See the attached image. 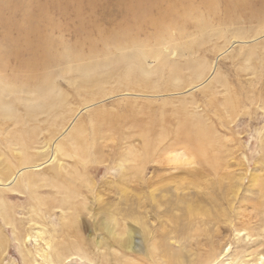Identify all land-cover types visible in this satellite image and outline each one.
<instances>
[{"label":"rangeland","instance_id":"1","mask_svg":"<svg viewBox=\"0 0 264 264\" xmlns=\"http://www.w3.org/2000/svg\"><path fill=\"white\" fill-rule=\"evenodd\" d=\"M211 6L0 0V74L15 70L18 93L40 107L20 101L18 123L0 120V139L38 142L10 159V142L0 140V168L40 174L0 195V264H25L24 252L27 264H168L163 250L182 264H264V0ZM164 22L176 23L160 32ZM82 67L106 78L79 88ZM185 113L202 120L205 168L185 140H173ZM74 129L83 157L67 142ZM57 143L71 155L57 159L73 179L71 197L49 192L56 159L36 155ZM185 201L203 211L174 232Z\"/></svg>","mask_w":264,"mask_h":264},{"label":"bare ground","instance_id":"2","mask_svg":"<svg viewBox=\"0 0 264 264\" xmlns=\"http://www.w3.org/2000/svg\"><path fill=\"white\" fill-rule=\"evenodd\" d=\"M203 3H205L206 5H209V7H212L211 6L212 0H203ZM191 6L189 8H191ZM175 23H172V22H164L161 25V30L159 29L160 32L162 30H164V31L167 30V28H169L171 25H173ZM158 34H160V33H158ZM165 34H166V32H165ZM43 36H45V35H43ZM46 37H47V35H46ZM162 38H163V36H162ZM133 39H131V41L135 42ZM36 45H38V44H36ZM49 49L50 48H48L47 52L45 50V54H49V51H50ZM70 51H65L60 56L63 57V58H66L68 56L69 57H71V56L72 57H79V54L75 55L74 53H71L72 51L71 52ZM50 53H52V52L50 51ZM45 54H44V56L47 57V55H45ZM130 58L131 57H129V55H126V56L125 55H122V56L120 55L118 61L120 63H126L128 61L130 62ZM189 64H191V61L189 62ZM44 65H45V63H44ZM114 65H116V64H114ZM0 67H1V64H0ZM126 68H127L126 69V72H125V75L126 76H127V74L132 75V74L135 73V68L132 67L131 62L128 65H126ZM141 68H142V66H141ZM95 69H96L95 67H93V68L92 67H89V68L82 67V68L79 69V72L80 73H78V74H80V78L75 81V83L78 85L79 88L84 89V88H87L89 85H93V84L94 85H98V83L100 81H102L104 78H106V77L100 76V75L96 76L95 73H94V70ZM106 74H108V72ZM17 75L18 74L15 72V70L13 71V69L11 71H9V73L7 75H4L3 76V75L0 74V120L2 121L1 122V125L2 124L3 125L5 124L7 126V124L9 122L8 121H5V119L13 120V121H15V122L18 123L20 121V117L17 115V112H16V109H18L17 108L18 103L20 101H22L23 104L26 103V99L24 97H22L18 93V87H17V79H18L17 77L18 76ZM107 77H108V75H107ZM46 89L47 90H50L47 87H46ZM39 90H40V88H39ZM39 90H37V91H39ZM19 92H21V91H19ZM39 92H42V94L44 95V98L46 100H48V99L51 100V99H53L55 97V96H50L52 91L47 96H46L47 91L45 92L43 90H40ZM26 93L27 92H24V94H26ZM31 97H33V95ZM50 100H49V102H50ZM44 101L45 100L43 99L42 103H45ZM26 104H27V106L25 104L24 105L27 107L28 110H30V109L32 110L33 109L32 108L33 105H35L34 107H37L36 106V103H33V101H32V103L29 102V105H28V101H27ZM38 104H40V103H38ZM38 106H40V105H38ZM37 108H40V107H37ZM26 112L29 115L28 111H26ZM6 126L3 127L4 130H5V127ZM200 127H202V120L197 115L196 116H189L186 113L183 114V115L181 114V117L179 119V129H178V132L176 133V135L174 134L175 137L173 138V140H182V141L185 140L186 141V145L188 146L189 150L194 153V155L196 157V161L198 163L200 162L202 164V167L205 168L206 166H204V165L207 162V159L209 160V156L207 155V154H209L207 152L208 151V148H207L208 147L207 146L208 144L206 143L205 138H203V136L201 134ZM75 132H77L76 129H74L70 133V135L67 137L68 138L67 142L73 144L74 145L75 152L79 156L83 157V156L86 155L85 152L87 151V148H86V145L82 141H79V142L77 141L78 140L77 139V136H76L77 133H75ZM10 136H11V139L10 140H3V138L0 139L2 141H6L7 143L10 142L9 145L11 147H7L10 150V152L12 153V155L9 156L10 159H12L13 157L17 156V154H18L17 146L19 147V149L23 153H25V151L28 150V148H30L31 146L33 147V146H37L38 145V142L33 137V135H31L28 139H25V138L21 139V137H18L15 133H11ZM209 146H211V145H209ZM36 151H37L36 152V155H42V156L44 155L45 157L47 155H49V160L52 159L54 161L56 159V161H57L56 164H53L56 161H54L52 163V166L50 167V171L49 172L45 171V172H47L50 175V178L52 179V180L48 181L46 183V185L51 186L54 189V190H49V192H51L53 194H58L59 193V194L65 195L66 197H71V195L74 192L71 189V180H73V179L70 178V177H68L64 172L61 171V166L62 165L57 160V159H60L62 156H71L70 155V152L66 150L65 145H61L60 143L59 144L57 143L55 145V147L54 146L52 147V145H49L47 147L45 145V146H42L41 148H37ZM21 162H22V164H25V163H30L31 161H27V158L26 159L21 158ZM37 176H40V174L38 175V174H36L34 172H31V171H29L27 173H23V174L18 175L15 172V169H14L13 165L12 166H8L7 168H0V183H2L1 185L4 186L0 190V195L2 193H5L7 191H10V190L13 191V192H17V190L20 191V188L18 187L19 185H20V187H23L25 185L26 186H32L34 184V182L36 181V179L38 178ZM11 183H13V185L8 186V184H11ZM6 186H8V187H6ZM187 197H189V196H187ZM210 199L208 197L207 200H210ZM191 201L190 202H186L185 201V202H183V205H182V203H176L178 205H181L180 208L183 211V215L181 217H177V218H172L171 219L174 222V224L172 226V230L174 232H182V230L185 227V225H189L192 222L191 221L192 220V217L194 215H196L198 212H202L203 211L202 208H201V206H200L201 204L198 203L199 202L198 200H196V201H198L196 203L197 205L194 204L196 202L195 200H194V203L191 202ZM2 202H3L2 201V198H0V205L2 204ZM176 204H173V206H176ZM197 207H199V208H197ZM168 209L171 210L170 207ZM0 213H2V210H0ZM162 213H164V212H162ZM159 214H160V212L158 213V217L160 216ZM4 215H6V213ZM111 215H112V213H111ZM72 217L74 218V216H72ZM179 220L180 221L187 220L188 223H184L183 222V224H185V225L179 226V224L181 223ZM12 230H13V232L15 234H16V232H18V231H16V227L15 226L12 228ZM114 234H115V232H114ZM172 234H175V233H172ZM17 236H18V238H22L23 234L22 233L21 234L17 233ZM19 240L25 242L26 240H28V238L27 239H25V238L23 239L22 238V239H19ZM47 242H49V241H47ZM47 245H48V243H47ZM73 246L75 248H77L76 247L77 245H73ZM163 253H164V255L166 254V256H167L166 259L168 261V264H182L183 263V260L181 258L182 256L180 254H178V253H174L173 254L171 252H166L165 253L164 250H163ZM22 258H23L25 264H27V262L29 260L27 259V256L25 255V252L22 253Z\"/></svg>","mask_w":264,"mask_h":264}]
</instances>
